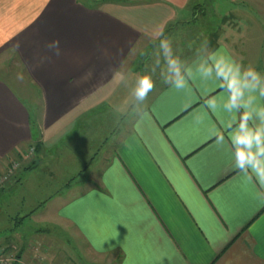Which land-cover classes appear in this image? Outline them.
<instances>
[{
	"label": "crops",
	"instance_id": "0c3cea01",
	"mask_svg": "<svg viewBox=\"0 0 264 264\" xmlns=\"http://www.w3.org/2000/svg\"><path fill=\"white\" fill-rule=\"evenodd\" d=\"M191 1L0 0L1 170L19 160L0 203L29 183L39 202L30 216L38 230L22 234L16 222L0 234L21 264H72L43 225L78 239L91 264H264V184L236 167L244 145L230 139L245 108L224 107L229 93L214 67L223 56L240 65L241 80L252 67L264 82V63L250 60L264 61V17L252 41L240 33L248 9L211 19ZM242 5L264 12V0ZM198 17L210 21L205 30ZM161 41L179 60L183 89ZM145 75L154 88L140 102ZM249 100L255 128L264 96L244 88ZM21 201L5 206L17 211Z\"/></svg>",
	"mask_w": 264,
	"mask_h": 264
},
{
	"label": "clouds",
	"instance_id": "9594fccd",
	"mask_svg": "<svg viewBox=\"0 0 264 264\" xmlns=\"http://www.w3.org/2000/svg\"><path fill=\"white\" fill-rule=\"evenodd\" d=\"M58 45V41L55 42ZM161 48L164 49V55L168 64L169 70L178 77L173 81L174 87L177 90L183 89L186 85V80L180 73L178 58L171 56V47L167 41H161ZM59 55V50H57ZM216 75L221 78L229 93L228 102L224 107L231 111L232 109L245 108V111L240 116L238 131L234 132L230 139L233 145H244V148L236 151V167L242 170H250L255 175L261 184H264V107L255 110L256 117L261 121L260 125L255 128L249 127V120L253 117V111L248 110V102H243L244 88L250 91L259 89L260 95L264 96V82L259 73L252 67H249L243 73V80L240 78V65L233 64L221 56L214 64ZM213 68L204 69V74L210 75ZM91 73H89L90 75ZM123 79V76H121ZM154 88L152 79L145 75L142 76L137 83L134 95L137 101L143 102L146 100L148 93ZM215 100L209 101V106L214 107ZM218 139H221L219 137ZM255 149L253 151L252 149Z\"/></svg>",
	"mask_w": 264,
	"mask_h": 264
},
{
	"label": "rangeland",
	"instance_id": "374dc122",
	"mask_svg": "<svg viewBox=\"0 0 264 264\" xmlns=\"http://www.w3.org/2000/svg\"><path fill=\"white\" fill-rule=\"evenodd\" d=\"M80 1L83 3L86 2L88 4L93 2V0H80ZM248 1L257 3L259 0H248ZM243 3H247V0H192L191 1L192 5L194 6L198 5L197 8L205 9V13L207 14L208 17H209L208 15V11H209L211 15V19H219L220 17L224 16L225 14L229 12L233 13L234 15L235 14L240 15L241 13L246 12V10L248 9L247 18L245 19V21L247 20L248 26L247 28H245V26H240V33L242 36L246 37L248 40L254 41L257 37L260 38L258 31L262 29L260 24H262L261 19L264 17V12H261L260 9H258L257 6L255 5L254 6L247 5L246 7L245 5H242ZM186 15L190 16L186 18H192L191 17L192 14L190 12L187 11ZM198 18L199 20L202 19L201 17H198ZM208 21H209L208 18L201 20L202 30H205L207 28L205 23ZM250 21H252L255 24V28L253 26L251 29ZM216 28L218 29V24H216ZM250 33H251V36H248ZM191 36H192L191 29L188 30L186 33H184V37H183L184 45L187 44L191 40ZM261 44L264 45V42H259V45ZM250 60L251 61L257 60L259 63H264V61L261 58H257V59L250 58ZM17 70H16V74L14 73L13 78H12L14 82L19 78ZM5 78H6L5 73H0V80L5 79ZM1 169L2 168L0 167V171H3ZM33 185H34L33 183L25 184L23 187H20L15 192L14 194L15 196L13 197L7 196L5 198L4 205L0 203V234L7 235L8 231L14 229L15 224H18V223H22L20 227V231L22 234H29L31 231L38 230V227L40 226L38 223L40 222L38 215H35L34 217L30 218V216L32 215L31 212H34L33 210L37 207V204H39V202L34 201V199L32 198V194L34 190ZM53 188H56V187H53ZM58 188H61V187H57L56 189H54V191L57 190ZM62 188L60 190H63ZM21 199H23V201H21L20 208L17 211L14 210L11 204H8L7 206H5L6 203L8 202L16 203L20 201ZM48 209L49 208H47V210ZM15 212L20 213L18 215V218L17 216L13 215ZM41 227H42V230H41L42 232L46 233L47 236H52L53 239H56V241L59 242L61 248L65 250L68 255L71 256V259L73 260L72 264H91V261L94 258L93 257L94 254L91 251L84 249L83 246L81 247L80 241L78 239H75L70 235H65L63 234V232H62V235H58V238H54V236L56 235H50V234H52V232L55 229H51L50 226L46 227L44 225ZM16 253H18L17 250H16ZM17 259L19 260L18 257ZM35 260H36V264H41L43 261V259H41L40 257H36V259H34V263H35ZM58 264H71V262L59 260Z\"/></svg>",
	"mask_w": 264,
	"mask_h": 264
},
{
	"label": "built area",
	"instance_id": "2783aa9c",
	"mask_svg": "<svg viewBox=\"0 0 264 264\" xmlns=\"http://www.w3.org/2000/svg\"><path fill=\"white\" fill-rule=\"evenodd\" d=\"M32 152L33 149H31L28 153L24 154L23 158L26 159V157H29V155H31ZM18 167H19V163L17 161H13L10 163L9 167H6L3 171H0V189L3 188L6 181L13 175L14 171L17 170ZM19 263L20 262L17 259L15 247H4L0 245V264H19Z\"/></svg>",
	"mask_w": 264,
	"mask_h": 264
},
{
	"label": "trees",
	"instance_id": "16d2710c",
	"mask_svg": "<svg viewBox=\"0 0 264 264\" xmlns=\"http://www.w3.org/2000/svg\"><path fill=\"white\" fill-rule=\"evenodd\" d=\"M21 156H22V154H21ZM13 161H19V160H12L11 162H13ZM11 162H8V161H7V164H5L6 167H9ZM6 167H5V168H6ZM5 168H4V169H5ZM17 169H18V168H17ZM16 171H17V170L14 171V173H13L12 176H14V174L16 173ZM12 176H11V177H12ZM6 182H7V181H6ZM4 185H5V184H4ZM3 187H4V186H3ZM0 190H1V189H0ZM15 249H16V248H15ZM16 250H17V249H16ZM16 255H17L18 258L20 257V254H19V253H16Z\"/></svg>",
	"mask_w": 264,
	"mask_h": 264
}]
</instances>
